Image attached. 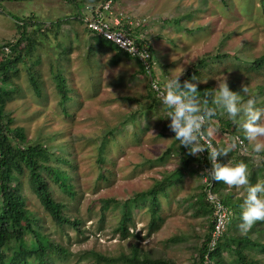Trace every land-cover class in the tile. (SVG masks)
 <instances>
[{"label": "rangeland", "instance_id": "374dc122", "mask_svg": "<svg viewBox=\"0 0 264 264\" xmlns=\"http://www.w3.org/2000/svg\"><path fill=\"white\" fill-rule=\"evenodd\" d=\"M261 1L117 0V4L132 15L133 25L140 24L141 29L146 30L155 60L152 75L159 83L179 76V79L196 83L198 95L203 97L205 91L211 92L225 80L231 91L242 96V103L251 98L255 101L254 107H264V64L252 68L249 63L235 59L237 56L254 59L264 53ZM2 6L0 59L9 52L3 45L16 36L14 19L36 16L45 23L70 19L77 8L62 0L4 2ZM69 21L73 24L64 26L56 40L52 36H49L50 41L40 40L42 45L26 63L18 64L11 75L15 89L4 109L14 126L25 129L28 139L48 148L51 154L45 157L46 161L56 164L54 159L61 155L60 149L70 151L68 157L75 166L77 195L71 198L56 185L51 184V187L54 196L66 203V211L82 220L83 234L68 226L56 227L22 178L19 189L25 206L41 219L44 233L69 249L68 260L57 264H96L89 251L115 259L129 254L133 246L154 257L169 258L176 264H193L196 249L209 225L203 216L195 213L200 194L198 176H185L181 183L169 189V197L161 199L162 220L158 229L150 234H147V206L136 207L130 202L136 194L177 167L178 157L174 154L158 161L174 138L168 125L160 120L166 111L159 106L157 111L147 110L145 114H136L131 121L126 120L138 110V105L123 101V97H135L143 109L146 108L151 102L144 97L148 80L132 77L133 67L124 61L108 67L105 61L112 54L99 57L98 61L89 58L87 49L73 40L88 39V33L83 25ZM70 41L77 46L73 44L75 47L66 60L57 44L66 48L71 46ZM210 53L219 56L199 66L197 62ZM51 68L64 74L69 88L70 100L62 107L57 103ZM30 73L40 85L39 96L29 81ZM245 87L246 93L243 92ZM208 99L207 106L215 107L211 105L210 96ZM215 116L221 121L214 120L220 130L222 123L232 121L229 133L207 130L216 147H227L238 137L244 143V152H251V145L244 139L240 127L243 115H238L233 122L217 109ZM233 130L235 135L231 133ZM106 135L104 178H100L99 149ZM259 139L264 140V137ZM236 156L233 148L226 159L232 161ZM108 199L111 204L102 211L103 200ZM125 201H129L133 224L128 225L130 235L121 238L115 229L121 216V203ZM249 253L264 262L261 253L253 250ZM222 256L230 258L226 253Z\"/></svg>", "mask_w": 264, "mask_h": 264}, {"label": "trees", "instance_id": "16d2710c", "mask_svg": "<svg viewBox=\"0 0 264 264\" xmlns=\"http://www.w3.org/2000/svg\"><path fill=\"white\" fill-rule=\"evenodd\" d=\"M21 1L34 0H0V11H2V4L4 2ZM62 1L68 4L72 3L77 7L73 18L75 22L78 21L82 25L81 18L84 6L103 4L107 0ZM260 8L264 18V0L261 1ZM14 21L16 23V36L3 45V47L9 48V52L0 59V264H57L58 262L68 260L70 255L69 249L41 230V219L25 206L19 187L21 179L25 178L42 209L56 227L61 229L68 226L77 233L83 234V229L80 228L82 220L70 215L66 211V203L54 196L51 187V184L56 185L71 198L77 195L78 191L73 173L75 166L68 157L70 151L60 149L61 155L54 159L56 164L46 161L45 157L51 154L48 148L41 142L28 139L25 129L20 126H14L13 119L5 112L4 108L7 101L11 99L15 89L11 81V75L16 71L18 64L26 63V60L33 55L37 47L42 45L40 40L50 41L49 36H52L53 40H56L68 19H56L55 21L45 23L38 20L36 16H25L14 19ZM86 32L88 33L89 41L94 42V45L90 44L87 48L89 58L91 57L98 61L102 53L114 51L110 60L111 66L117 64L116 58L119 55L129 60L134 59L119 50L112 43L91 34L87 30ZM137 32V29L130 28L129 33L134 42L141 47L146 46L153 55L151 47L144 40L136 37ZM57 46L63 50L62 53L66 60H69L68 56L72 47L62 48L58 44ZM218 56L216 53L205 54L197 63L201 66L209 58H218ZM223 56L227 57V55ZM235 59H241L243 62L249 63L252 68H255L264 64V53L254 59L248 60L240 56L235 57ZM136 64L138 65V73L144 75V71L138 61ZM50 70L55 93L58 98L57 103L62 107L70 100L66 78L64 74L54 72L52 68ZM187 72L188 79L190 70ZM29 81L35 94L39 96L41 93L40 85L31 73ZM179 81L182 84L185 78L179 79ZM144 97L151 101L144 109L137 98L132 96L123 97V101L133 102L138 105V110L129 114L126 120L131 121L136 114H145L147 110L157 111V108L162 106L150 89L149 84H147V93ZM163 109L166 111V115H162L160 120L168 125L170 118H167V111L170 109L167 107H163ZM214 120L221 123L220 119L216 116L207 119L204 125L207 133L208 129L217 132L223 130L222 132L229 133L232 121L229 120L222 123L224 126L220 130V127ZM171 133L174 137L175 134L172 131ZM231 133L235 135V130ZM107 140L108 135L103 137L99 149L98 165L100 178H104L103 149ZM213 143L216 146V143ZM235 149L237 156L231 163L235 164L238 161H244L247 164L249 185L264 182V153L254 157L251 152H244L243 148L237 143ZM171 154L178 157L177 167L163 175L160 179L155 180L149 188L136 194L130 201L136 207L147 206L149 213V231L147 234L152 233L159 227V223L162 220L160 216L161 199L169 197V189L181 183L185 176L196 175L201 180L199 158L196 155L190 154L185 146L179 145V142L175 138H173L171 147L163 153L162 157L158 158V161H164ZM219 161L221 164L228 162L226 156H219ZM218 183L217 193L229 211V221L222 238L217 242L212 251H208L207 243L212 229L211 211L201 192L200 185V194L195 203V213L196 215L203 216L209 222V225L204 239L196 249L193 264H202L203 256L206 253L212 264H264L255 255L249 253L253 250L264 255V220L254 222L245 233H241L237 227L240 223L241 205L247 195L248 185L229 187L223 181H219ZM15 184L17 188L14 187ZM110 204L111 200H103L101 210L103 211L108 208ZM128 204L129 201L121 203V216L115 229L120 232L121 238L130 235L128 225L133 224ZM134 237L139 238L137 235H134ZM247 249L250 251L248 252ZM89 252L90 255L95 257L96 264L101 262L105 264H176L173 260L166 257H154L146 251L139 250L136 246L132 247L129 254H122L115 259H110L91 251ZM224 253L230 256V258H224L222 256Z\"/></svg>", "mask_w": 264, "mask_h": 264}, {"label": "clouds", "instance_id": "9594fccd", "mask_svg": "<svg viewBox=\"0 0 264 264\" xmlns=\"http://www.w3.org/2000/svg\"><path fill=\"white\" fill-rule=\"evenodd\" d=\"M243 92H247L246 87ZM209 96L211 105L215 107L207 106ZM160 97L162 105L170 109L167 111V118H170L168 128L175 134L179 145L185 146L192 155L207 150L212 179L223 181L229 186L248 185L247 195L241 205L240 223L237 225L239 231L245 233L254 222L264 220V182L249 185L247 164L244 161L232 164L228 160L226 164H221L217 160L218 156H227L236 147L239 138H233L227 147L217 148L202 131L205 121L215 116L217 109L226 113L233 122L242 114L244 119L240 127L244 139L251 145L252 155L257 157L264 153V140L259 139L264 137V107H254L255 101L251 98L242 103V96L231 91L225 80L211 92L205 91L202 97L198 95L196 83L185 80L181 84L179 76L167 78Z\"/></svg>", "mask_w": 264, "mask_h": 264}, {"label": "built area", "instance_id": "2783aa9c", "mask_svg": "<svg viewBox=\"0 0 264 264\" xmlns=\"http://www.w3.org/2000/svg\"><path fill=\"white\" fill-rule=\"evenodd\" d=\"M111 5L112 1L107 0L103 4L84 6V13L81 18L83 27L91 34L97 35L112 43L119 50L136 59L144 71V76L148 80L150 89L161 103L160 92L163 91L162 83H159L152 75V69L155 65L154 56L146 46L141 47L134 42L129 33V26L131 22H127L129 26L125 27L122 23L123 14H114L111 10ZM162 106L166 107L164 105ZM204 125L202 131H204L207 138L211 140L205 131ZM240 141L242 140L239 139L237 144L242 147L244 143H241ZM196 156L200 160L201 192L203 193L204 199L211 211L212 229L210 231L207 247L208 251H212L226 230V225L229 219V211L221 201L218 193L215 191L216 180L212 179L209 174L211 170V163L207 158V150L205 149L203 152L197 153ZM217 160L219 161V156L217 157ZM202 264H212L207 253L203 256Z\"/></svg>", "mask_w": 264, "mask_h": 264}, {"label": "crops", "instance_id": "0c3cea01", "mask_svg": "<svg viewBox=\"0 0 264 264\" xmlns=\"http://www.w3.org/2000/svg\"><path fill=\"white\" fill-rule=\"evenodd\" d=\"M111 10H112V12L114 13V14H116V13H122L123 14V25L125 26V27H128L129 25L127 24V22H131L132 20V15L130 14V13H128V12H126V10H124V9H122L121 7H120V5H119V3L117 4V0H114V1H112V5H111ZM84 13V9L82 10V14ZM74 14H72V16H71V18L70 19H68V21L66 22V24L64 25V26H68V25H71V24H73V23H71L69 20H73V22L75 23V21H74ZM78 22V21H77ZM79 25H80V22H79ZM63 26V27H64ZM141 27H143L142 25H140V24H135V25H133L132 23L130 24V26H129V28H135V29H137L138 30V32H137V34H136V37L138 38V39H141V40H144L145 42H146V44H148L149 46H150V43H149V40L147 39L148 37H147V32H146V30H142L141 29ZM62 32H63V29H62ZM76 43H78V42H80V44H82L83 45V47H85L86 49L89 47V45L90 44H93L94 45V42L93 41H89V40H87V39H83V40H79V39H73ZM73 41V42H74ZM71 43V41H70V44H71V47H75V46H77V44L76 43ZM73 44H76L75 46H73ZM151 47V46H150ZM113 53H114V51H107V52H105V53H102L101 54V56L100 57H104V56H106V55H109V54H112L113 55ZM112 55H110V57H108V59L105 61L106 63H107V65H108V67H114V66H111L110 65V60H111V58H112ZM154 56V55H153ZM116 61H117V64L115 65V66H117V65H120V63H121V61H124L126 64H128L129 66H132L133 67V73L131 74L132 75V77H134V76H139V77H144L145 78V76L144 75H142V74H139L138 73V63L136 64V62H137V60L136 59H132V60H129V59H127L126 57H124V56H122V55H119L117 58H116ZM164 82V81H163ZM163 82H161L162 84H163Z\"/></svg>", "mask_w": 264, "mask_h": 264}]
</instances>
